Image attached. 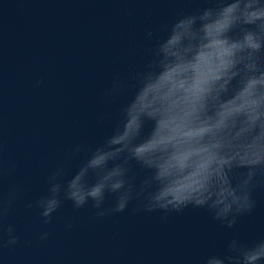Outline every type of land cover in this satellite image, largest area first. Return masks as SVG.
Wrapping results in <instances>:
<instances>
[{"label": "water", "instance_id": "95a60500", "mask_svg": "<svg viewBox=\"0 0 264 264\" xmlns=\"http://www.w3.org/2000/svg\"><path fill=\"white\" fill-rule=\"evenodd\" d=\"M204 6L205 0H0V199L19 189L4 227L14 225L20 237L0 247V264H203L234 235L264 238V188L232 229L191 206L162 220L160 211H135L138 201L104 217L64 201L47 224L39 209L26 206L45 193L58 166L76 169L84 153L72 154L75 145L94 146L108 133L126 99L109 94L113 81L131 84L165 26ZM132 175L138 182L145 173L134 168ZM113 203L109 197L105 207Z\"/></svg>", "mask_w": 264, "mask_h": 264}, {"label": "clouds", "instance_id": "9594fccd", "mask_svg": "<svg viewBox=\"0 0 264 264\" xmlns=\"http://www.w3.org/2000/svg\"><path fill=\"white\" fill-rule=\"evenodd\" d=\"M205 2L165 26L131 84L113 81L109 94L126 99L108 133L94 146L75 145L72 154L84 153L76 169L58 166L26 205L44 223L64 201L97 217L138 201L135 211H160L162 220L191 206L227 229L252 213L253 193L264 188V0ZM134 168L145 173L138 182ZM18 191L0 199V247L20 239L14 225L4 227ZM203 264H264V238L234 235Z\"/></svg>", "mask_w": 264, "mask_h": 264}]
</instances>
